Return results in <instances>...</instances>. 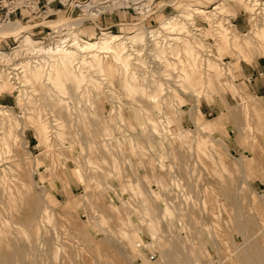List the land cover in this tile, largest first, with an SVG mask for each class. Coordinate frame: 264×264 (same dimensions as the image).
Segmentation results:
<instances>
[{
  "label": "rangeland",
  "instance_id": "rangeland-1",
  "mask_svg": "<svg viewBox=\"0 0 264 264\" xmlns=\"http://www.w3.org/2000/svg\"><path fill=\"white\" fill-rule=\"evenodd\" d=\"M91 1L95 4L86 7ZM223 1L39 0L30 9L22 3L9 14L7 22L21 20L34 39L46 44L74 31L86 40L140 32L152 44H126L133 52L130 74L139 88L148 90L150 84L146 94H131L115 64L114 78L85 68L80 90L67 83V99L52 84L27 88L3 75L8 88L1 105L9 111L0 116V143L4 150L6 138L14 153L0 157V227L5 231L0 234V264H235L240 262L238 253L254 242L264 250V97L251 91L243 72L246 62H264V30L258 29L264 27V14L255 15L247 0H225L222 23L202 20L207 29L203 42L217 49V57L209 56L212 47L193 46L188 51L199 58L190 53L192 58L188 48L163 41L169 34L162 32V22L172 16L180 19L189 7L211 10ZM85 18L81 34L79 26L62 33L53 29L57 21ZM244 20L240 32L235 24ZM152 30L153 35L148 33ZM235 33L243 49L231 45ZM3 38L0 48L6 45L10 52L15 38ZM171 51L177 52L171 63L184 61L185 70H195L198 77L172 79L182 68L164 67V56ZM19 56L27 62L25 54ZM136 57L143 62L138 64ZM207 60L214 66L208 78ZM59 98L65 101L60 104ZM165 111L174 114L169 123ZM148 118L158 121L160 134L153 132ZM20 182L30 185V196H9L4 190ZM45 208L50 220L44 219ZM5 220L10 222L7 227ZM247 222L253 227H243Z\"/></svg>",
  "mask_w": 264,
  "mask_h": 264
},
{
  "label": "bare ground",
  "instance_id": "bare-ground-1",
  "mask_svg": "<svg viewBox=\"0 0 264 264\" xmlns=\"http://www.w3.org/2000/svg\"><path fill=\"white\" fill-rule=\"evenodd\" d=\"M115 2L117 1H122V2H126V0H112ZM223 1V0H222ZM246 1V0H242ZM241 2V3H242ZM94 2H89L86 4V7L92 6ZM107 4V3H106ZM246 5H250L252 7H254V11L255 15L260 14L263 15L264 14V0H247V2H245ZM108 5V4H107ZM139 5V4H138ZM141 5V4H140ZM143 7V4H142ZM94 8V7H93ZM146 8V5H145ZM142 9V8H141ZM140 9V10H141ZM184 8H182L183 10ZM227 9V6L225 4V0L220 3L215 5L214 8H212L211 10H207L205 7H201V8H190L186 11H182L183 13H180V19L178 17L172 16L168 19V21H166L164 24L163 22L161 23L162 32H165V34H169L167 35V37L165 38L166 43L170 44V46L174 47V48H178L180 47L181 49L185 48L187 49V52L189 53L188 50L191 49V51L193 50V46L197 47L199 49H206V47H208L209 49L212 47L213 49L208 50V52H212L209 56L210 57H217L216 54H218L217 49H215V47H213L212 45H209L210 43H204L203 41L206 39L205 36L207 33V29L204 26V23L202 20L207 21L208 24L209 23H213L214 20H216V23H222L223 18L220 19L219 15H225V10ZM260 9V11H258ZM91 11V10H90ZM98 11V10H97ZM193 11V13H192ZM143 12V11H142ZM91 13V12H90ZM95 13V12H94ZM189 14V15H188ZM93 15H97V14H93ZM232 15H227V17H230ZM95 17L92 16L91 19ZM264 17V15H263ZM86 20L85 19H77L75 21H57L53 27V29L57 32V33H62L63 29L68 28V29H72V27H80L81 24ZM213 20V21H212ZM225 22V21H224ZM215 23V22H214ZM163 24V25H162ZM217 26V25H216ZM220 30L222 28H220L221 26H217ZM27 27L24 26V24H22L19 21H13V22H9V23H5L2 25H0V37L3 38L7 37V38H15V41L17 43L16 46H14V48L12 47V50L9 52V50L4 49V48H0V116L3 117L5 115H7V112L9 111L7 106H2L1 105V101H3L6 96H5V91H7L8 86H6L5 83V79L2 80V77L5 73L8 74V79L11 80L10 83H14L15 80L18 81L19 83H23L24 86L28 87H35L37 88V86L39 84H43V83H49L50 87L51 84L53 85V87L58 88L60 94L62 95L61 97H64V99L69 98L66 97V95L70 94L68 91V89L66 88L67 83L71 84L75 83L74 86V90L75 92L77 90H80L79 88L83 87V81L86 79V69L88 67H92L94 68V71L99 70L98 73H101L102 76L104 75V77H106L107 75L111 76V74L115 71V68L113 66V64H115V66H120L119 68H121V76L123 79V82L125 85V87L128 89L129 92H131V94H136L134 92L136 91H142L143 93H147V91L149 90L150 84L148 85V90H146V88H139V86L137 84H135L136 79L135 78V74L132 73L130 74V69L132 67L131 64V59L133 58V52L129 53L130 50L127 49L126 44L127 41L128 42H132V43H143L145 42V44H149L151 43L150 40L148 38H146L145 36H147L145 34L142 35L140 34V32L137 33H131V34H127L125 36H122L120 34H107L105 33L101 38L96 39V40H86L81 38L75 31L64 35H61L60 37H57V39L51 44H46V42H43L39 39H34L29 32L26 31ZM260 30V32H263L264 27L260 26L258 28ZM25 31V32H23ZM139 31V30H138ZM196 31V32H194ZM210 31V30H209ZM236 32V31H235ZM148 33L150 34H154L155 32L152 30L151 32L148 31ZM147 33V34H148ZM258 33V32H257ZM152 34V35H153ZM160 34V33H159ZM157 35V34H156ZM182 35V36H179ZM168 36H172V37H168ZM258 36V35H257ZM149 37V36H148ZM158 37V36H155ZM162 37V36H161ZM184 37H194V41L190 39L187 40H182ZM237 34L235 33L234 36L231 39V45H233L234 47H239L241 49H243V46L241 44V41L238 40L237 38ZM223 38V37H222ZM164 39V38H163ZM185 39V38H184ZM154 40V39H153ZM151 40V41H153ZM162 40V39H161ZM181 40V41H180ZM238 40V41H237ZM131 44V43H130ZM138 44V45H139ZM144 44V45H145ZM152 44V43H151ZM157 44V43H154ZM168 44V45H169ZM178 44H180L178 47H176ZM209 46H208V45ZM219 42L216 43V46H218ZM144 45H142L141 47L144 48ZM146 46V45H145ZM149 46V45H148ZM147 46V47H148ZM151 46V45H150ZM169 46V47H170ZM131 47V46H129ZM140 47V46H139ZM154 47H156L154 45ZM142 48V49H143ZM146 48V47H145ZM151 48V47H149ZM148 48V49H149ZM131 49V48H130ZM134 49V48H133ZM141 49V48H139ZM147 49V48H146ZM152 49V48H151ZM159 49V48H158ZM172 49V48H171ZM215 49V50H214ZM165 50V49H164ZM170 50V49H168ZM195 50V49H194ZM136 51V50H135ZM134 51V52H135ZM139 51V50H138ZM137 51V52H138ZM144 51V49H143ZM176 51V49H175ZM181 51V50H180ZM205 51V50H203ZM149 52V51H148ZM151 52V50H150ZM153 52V49H152ZM159 52V51H157ZM167 52V51H165ZM179 52V51H178ZM195 52V51H194ZM194 52H190L192 56L196 57L195 55H193L192 53ZM197 52V51H196ZM201 52V51H200ZM206 50V53H208ZM102 53H104V55H102ZM140 52H138V54H140ZM161 53V52H160ZM177 52H172L171 51V55L169 56V54L167 53V56H164V62L165 65L164 67H170L171 65H178V68H180L181 66V73H174L175 76L172 77L176 79V82H179L180 80H182V82L185 79H188L189 81H191L194 78H197L198 75L195 72V70H193V67H197L195 66L196 63L193 67L191 65L192 72H188L187 69L185 70V65L183 64V62H181V60H175L174 63H171L169 61V58L172 55H175ZM180 53V52H179ZM190 53L188 54L189 56ZM199 53V52H197ZM205 53V54H206ZM20 54H25L24 59L26 58V63L24 61H22V59L20 58V56L18 57V59L16 58L18 55ZM106 54V55H105ZM135 55H137L135 53ZM153 55V54H152ZM161 55V54H160ZM166 55V54H165ZM142 56V55H141ZM176 56H180V55H176ZM191 56V57H192ZM200 56V55H199ZM13 57H15V62L13 60ZM140 57V56H139ZM157 57V56H156ZM162 57V56H160ZM192 57V58H194ZM104 58H105V62H104ZM178 59H180V57H177ZM199 58V57H196ZM137 60V62L139 61L137 59V57L135 58ZM134 59V60H135ZM202 59V58H201ZM133 60V59H132ZM186 60V59H185ZM192 60V59H191ZM197 59H193V61H196ZM200 60V59H199ZM140 61L141 58H140ZM139 61V62H140ZM192 61V62H193ZM213 60H207V61H203L206 62V66L208 68V70L205 69V73H206V78L207 75H210L208 71L213 72L214 70V66L212 63ZM7 62V64L4 65V63ZM138 62V64H139ZM143 62V61H142ZM201 62V60H200ZM202 62V63H203ZM146 64V63H145ZM201 64V63H199ZM225 65V63H223ZM163 65V64H162ZM222 65V64H221ZM137 66V65H136ZM142 66V65H141ZM190 66V65H189ZM202 66V65H201ZM6 67V68H5ZM11 67V68H9ZM135 67V66H134ZM140 67V66H138ZM160 67V66H159ZM213 67V68H212ZM11 69V70H9ZM136 69V68H135ZM139 69V68H138ZM190 69V70H191ZM197 69V68H196ZM88 70V69H87ZM117 70V69H116ZM20 71V72H19ZM135 71V70H133ZM132 71V72H133ZM141 71V70H140ZM154 71V70H153ZM197 71V70H196ZM220 71H224L225 74V68H221ZM91 72V71H90ZM118 72V71H117ZM92 73V72H91ZM119 73V72H118ZM96 74V73H94ZM145 74V73H144ZM182 74V75H181ZM21 75V76H20ZM79 75H81V77H79ZM100 75V74H99ZM142 75V73H141ZM151 75V74H150ZM159 75V74H158ZM92 75L90 74V77ZM98 76V74H97ZM96 76V77H97ZM113 76V75H112ZM111 76V77H112ZM118 76V74H117ZM116 76V77H117ZM145 76V75H144ZM163 76V75H162ZM22 77V79L20 78ZM89 78V76H87ZM101 77V76H99ZM120 77V76H119ZM211 77V76H210ZM114 78V77H112ZM110 78V79H112ZM118 78V77H117ZM121 78V77H120ZM94 82H98V80L92 78ZM91 79V81H92ZM98 79V78H97ZM102 79V78H100ZM108 79V78H107ZM121 79V80H122ZM146 79V76L145 78ZM154 78H152L153 80ZM9 81V80H8ZM88 81V80H87ZM100 81V80H99ZM104 81V80H103ZM109 81V80H108ZM111 81V80H110ZM113 81V80H112ZM144 81V80H143ZM90 82V81H89ZM93 82V83H94ZM102 82V81H100ZM145 82V81H144ZM83 83V84H82ZM105 83V82H103ZM102 83V84H103ZM110 83V82H108ZM107 83V84H108ZM137 83V82H136ZM17 84V83H15ZM27 84V85H26ZM49 84L47 86H49ZM86 84V82H85ZM95 84V83H94ZM101 84V83H100ZM141 84V83H140ZM21 85V84H20ZM19 85V86H20ZM105 85V84H104ZM5 86V87H4ZM72 86V85H71ZM99 86V85H96ZM110 86V85H109ZM123 86V87H124ZM155 86V85H154ZM94 87V86H93ZM102 87V86H100ZM124 87V88H125ZM23 88V87H21ZM26 88V89H27ZM47 88V87H46ZM97 88V87H96ZM107 88V87H106ZM125 88V89H126ZM32 89V88H31ZM71 89V88H70ZM94 89V88H93ZM103 89V88H102ZM126 89V90H127ZM162 88H160L161 90ZM53 90V89H52ZM56 90V89H55ZM72 90V89H71ZM74 90L72 91L74 94ZM96 90V89H95ZM99 90V89H98ZM97 90V91H98ZM25 91V89H24ZM27 91V90H26ZM36 91V90H35ZM34 91V92H35ZM46 91V90H45ZM86 92V90H84ZM93 91V90H92ZM100 91V90H99ZM33 92V93H34ZM38 92V91H36ZM35 92V93H36ZM58 92V94H59ZM80 92V91H79ZM78 92V93H79ZM91 92V91H90ZM96 92V91H95ZM94 92V93H95ZM162 93V92H160ZM158 92V95L160 94ZM42 94V93H41ZM51 94V92H50ZM72 94V95H73ZM77 94V93H76ZM83 94V93H81ZM86 94V93H85ZM113 94V93H112ZM129 94V93H128ZM127 94V95H128ZM130 94V95H131ZM53 95V94H51ZM57 95V94H55ZM71 95V94H70ZM96 95V93H95ZM129 95V96H130ZM74 96V95H73ZM83 96V95H82ZM142 96V95H141ZM145 96V95H144ZM147 96V95H146ZM51 97V96H50ZM60 97V96H59ZM72 97V96H71ZM70 97V99H71ZM47 98L49 99L48 95ZM52 98V97H51ZM158 98V97H157ZM61 99V100H60ZM63 98H59L60 100V104L63 103L65 100ZM69 99V100H70ZM163 100V99H162ZM70 102V101H69ZM164 102V100H163ZM56 104V103H55ZM66 104V103H65ZM167 104V103H166ZM164 105V104H163ZM58 106V105H57ZM63 106V105H62ZM168 106V104H167ZM56 107V106H55ZM66 107V106H65ZM151 107V106H150ZM169 107V106H168ZM167 107V108H168ZM7 108V109H6ZM57 108V107H56ZM61 108V107H60ZM149 108V107H148ZM164 108V107H163ZM12 109V108H11ZM65 110V108H62ZM153 109V108H152ZM67 110V109H66ZM159 110V109H158ZM137 111V110H136ZM149 111V110H148ZM177 112V111H176ZM12 113V112H11ZM166 121L169 123L172 121V118H174V114L169 115V112H166ZM10 114V113H8ZM110 114V113H109ZM62 116V115H61ZM8 118V117H7ZM12 118V117H11ZM61 118V117H60ZM14 119V118H13ZM2 120V118H1ZM12 120V119H11ZM152 121V125H153V132L155 133H159L160 134V126L158 124V121L155 118L149 119ZM14 121V120H13ZM196 122V121H195ZM102 123V122H101ZM8 124V123H7ZM62 124V122H61ZM142 124L145 125V121L142 119ZM2 127L1 129L3 130V122L1 123ZM9 125V124H8ZM30 126V125H29ZM34 126V125H32ZM23 127V126H22ZM21 128V127H20ZM65 128V127H64ZM22 129V128H21ZM201 130H203V128H200ZM2 130H0L2 132ZM198 130V129H197ZM105 131H107L105 129ZM21 132V131H20ZM19 132V133H20ZM25 133V131H24ZM240 133V132H239ZM14 139V138H13ZM18 139V138H17ZM15 141V140H14ZM17 141V140H16ZM197 142V147H198V151H202L203 152V145L201 143V141H196ZM3 145H4V150L2 148V144L0 143V157L2 156L3 153L9 154L11 155L12 153H14V149H13V143H10L6 138L3 140ZM199 152V153H202ZM218 153V152H217ZM206 156V155H205ZM16 157V154H15ZM13 158V157H12ZM11 158V159H12ZM210 158V157H209ZM208 159V158H207ZM212 159V158H211ZM40 160V159H39ZM197 160V159H196ZM38 161V159L36 160ZM39 162V161H38ZM36 163V162H35ZM19 165V168H22V164L19 162L17 163ZM34 164V163H33ZM11 167V166H10ZM9 169V167H8ZM23 169V168H22ZM146 170V168H145ZM6 171V170H5ZM208 171V170H207ZM29 174V172H28ZM4 175V173H3ZM27 175V173H26ZM1 176V175H0ZM136 176V175H135ZM1 178V177H0ZM139 178V177H138ZM8 179V178H7ZM14 185V184H13ZM132 188V187H131ZM16 189V194L14 192V190ZM4 190L6 191V193H8L9 196L12 195H19V196H26L29 195L30 196V185L28 183L25 182H20L19 184H15L13 187L11 186H7V188L4 187ZM129 190V189H128ZM141 190V189H140ZM131 191V190H130ZM133 191V190H132ZM151 192V191H150ZM125 203V202H123ZM128 203V202H127ZM49 204V203H48ZM206 204V203H205ZM129 205V204H127ZM206 206V205H204ZM147 207V206H146ZM145 207V208H146ZM196 208V205H195ZM206 208V207H205ZM114 209V208H113ZM262 209V208H261ZM119 210V209H118ZM115 211V210H114ZM210 211V210H209ZM208 211V212H209ZM211 211H215V210H211ZM48 209L45 208L44 210V219H49L48 218ZM144 212V211H143ZM182 212V211H181ZM211 213H215V212H211ZM250 213V212H249ZM216 214V213H215ZM214 216V215H213ZM210 217V216H209ZM43 219V220H44ZM163 219V217H162ZM42 220V221H43ZM50 220V219H49ZM215 220V219H214ZM252 220V219H251ZM216 221V220H215ZM234 221V220H233ZM250 221V220H248ZM220 222V221H219ZM9 221L5 220L3 221V227H7L9 225ZM255 223L257 224V221H255ZM155 224V223H154ZM251 222H247L244 224L243 227H253L251 225ZM159 225V224H158ZM2 226V225H1ZM24 226V225H23ZM219 226V225H218ZM217 227V226H215ZM208 229V228H207ZM213 229V228H212ZM39 226L36 228V233H39ZM174 230V229H173ZM21 231L26 232L25 229H22ZM211 231V230H210ZM213 231V230H212ZM225 232V231H224ZM246 232V231H245ZM243 232V233H245ZM249 232V231H248ZM4 234L5 231L4 229H2L0 227V234ZM151 233V232H150ZM202 233V232H201ZM216 233V232H215ZM221 233V232H220ZM214 234V233H213ZM170 235V234H169ZM221 235V234H220ZM125 236V235H124ZM38 237V236H36ZM214 237V235H213ZM37 239V238H36ZM167 241V240H166ZM216 243V242H215ZM249 243V242H248ZM173 244V243H172ZM186 244V243H185ZM240 244V242L238 243ZM202 245V244H201ZM227 245V244H226ZM229 247V245H228ZM216 248V247H215ZM238 248V247H237ZM240 248V246H239ZM241 249V248H240ZM235 251V250H234ZM241 251V250H239ZM238 251V252H239ZM172 253V252H171ZM177 253V252H176ZM237 253V252H236ZM180 254V253H179ZM200 254V253H199ZM218 254V252H217ZM233 254V252H232ZM231 254V255H232ZM238 254H240L238 257V260L240 261V264H264V250L262 249V246H260L259 244H257V242H254L251 246L249 247H245V250H243L241 253L239 252ZM174 255V254H173ZM168 258V257H167ZM197 258V257H196ZM198 259V258H197ZM177 260V259H175ZM237 260V261H238ZM171 261V260H170ZM177 262V261H176ZM196 262V261H195ZM229 263V262H228ZM238 262H235V264ZM238 263V264H239ZM233 264V263H232Z\"/></svg>",
  "mask_w": 264,
  "mask_h": 264
},
{
  "label": "crops",
  "instance_id": "crops-1",
  "mask_svg": "<svg viewBox=\"0 0 264 264\" xmlns=\"http://www.w3.org/2000/svg\"><path fill=\"white\" fill-rule=\"evenodd\" d=\"M97 17H99V15H97ZM97 17H93L92 19L97 18ZM18 21H21V20L18 19ZM244 23H245V20L243 21V24L240 22L238 24H235L237 29L240 32L243 31V28H244L243 26H245ZM82 25L84 26V23L81 24V26L79 27V34H81ZM119 25H121V23H119ZM102 29H106V28H101V30ZM9 39L10 38L8 39L3 38V42L4 40L6 41ZM6 47H7L6 45L2 46V48H6ZM262 62L263 61L259 59L254 60L251 63L246 62L245 66H243V72L247 78H250L248 87L251 89V91H253V93H256L258 96L264 97V62L263 63Z\"/></svg>",
  "mask_w": 264,
  "mask_h": 264
},
{
  "label": "built area",
  "instance_id": "built-area-1",
  "mask_svg": "<svg viewBox=\"0 0 264 264\" xmlns=\"http://www.w3.org/2000/svg\"><path fill=\"white\" fill-rule=\"evenodd\" d=\"M34 1H37L36 4H38L39 2V0H10L9 2L6 3H4L5 0L0 1V23H9L7 22V19L9 18V14L15 13L16 10L21 8L22 3L23 4L25 3V7L30 9L29 4H34ZM5 8L7 9V13L3 14L1 11Z\"/></svg>",
  "mask_w": 264,
  "mask_h": 264
}]
</instances>
